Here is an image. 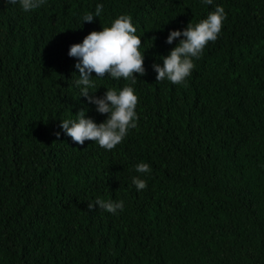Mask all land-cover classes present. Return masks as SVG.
I'll return each instance as SVG.
<instances>
[{
	"label": "trees",
	"instance_id": "trees-1",
	"mask_svg": "<svg viewBox=\"0 0 264 264\" xmlns=\"http://www.w3.org/2000/svg\"><path fill=\"white\" fill-rule=\"evenodd\" d=\"M98 2L97 27L131 15L145 52L137 127L110 151L60 129L83 108L106 119L71 86L68 55L78 32L100 31L81 20ZM216 5L226 20L187 82H158L148 65L174 48L169 31ZM96 197L125 207L89 212ZM0 264H264V0H47L27 13L0 0Z\"/></svg>",
	"mask_w": 264,
	"mask_h": 264
},
{
	"label": "clouds",
	"instance_id": "clouds-1",
	"mask_svg": "<svg viewBox=\"0 0 264 264\" xmlns=\"http://www.w3.org/2000/svg\"><path fill=\"white\" fill-rule=\"evenodd\" d=\"M47 0H6L12 6L19 5L27 13L37 10L46 4ZM214 0H201L205 5L213 4ZM104 5L98 2L94 11L85 12L81 20L95 26L86 37L78 32L82 42L71 45L68 55L76 59L74 68L78 70L72 85L78 92L79 99L85 98L88 104L94 105L96 112L105 115L103 122L97 123L87 116V108H83L70 118L60 120L61 132L69 136L74 143L83 145L86 140L93 141L105 150H112L120 144L131 129L137 127L138 115L136 107L138 96L133 85L138 81L137 75H146L145 52L142 53V38L138 36L133 18L129 14H121L110 23V26L97 27L95 18H99ZM223 6L216 5L206 18L197 23L192 21L183 30H171L167 36V43L173 47L166 56H160L163 63L153 62L148 68L157 73L156 80L169 81L172 84H183L195 67L194 61L203 58L211 50L212 42L218 39L223 22L226 20ZM178 41V42H176ZM166 51V50H165ZM95 73V77L93 76ZM105 78L120 80L126 83L122 88H105L103 96H96L92 91L96 88L97 80ZM78 99V100H79ZM61 132H57L59 137ZM134 170L140 175L131 177V185L137 191L147 187L146 179L142 178L151 173V166L147 162L134 165ZM98 209L110 214H118L125 207L123 200L103 199L96 197L88 201L89 212Z\"/></svg>",
	"mask_w": 264,
	"mask_h": 264
},
{
	"label": "bare ground",
	"instance_id": "bare-ground-1",
	"mask_svg": "<svg viewBox=\"0 0 264 264\" xmlns=\"http://www.w3.org/2000/svg\"><path fill=\"white\" fill-rule=\"evenodd\" d=\"M110 23H111V21H108V22H106V23H104V24H102L101 26H100V28L102 29V26H110ZM153 61H155V59H153L151 62H153Z\"/></svg>",
	"mask_w": 264,
	"mask_h": 264
}]
</instances>
